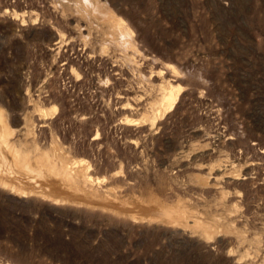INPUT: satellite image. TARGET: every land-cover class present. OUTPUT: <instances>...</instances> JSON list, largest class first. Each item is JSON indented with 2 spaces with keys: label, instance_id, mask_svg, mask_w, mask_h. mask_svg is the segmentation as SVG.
Segmentation results:
<instances>
[{
  "label": "rangeland",
  "instance_id": "rangeland-1",
  "mask_svg": "<svg viewBox=\"0 0 264 264\" xmlns=\"http://www.w3.org/2000/svg\"><path fill=\"white\" fill-rule=\"evenodd\" d=\"M72 238L264 264V0H0V264Z\"/></svg>",
  "mask_w": 264,
  "mask_h": 264
},
{
  "label": "trees",
  "instance_id": "trees-1",
  "mask_svg": "<svg viewBox=\"0 0 264 264\" xmlns=\"http://www.w3.org/2000/svg\"><path fill=\"white\" fill-rule=\"evenodd\" d=\"M76 244H79V242L75 241L73 238L67 241L63 239L60 242L53 243V245L59 249L58 250L59 253L53 255L54 258H56L57 260H60L62 264H76V259L74 258L73 255H69L67 253L64 254L66 251L65 247L73 250L75 248H78ZM51 245L52 244H50V246ZM79 260H80L79 264H102L103 263V261L98 257L97 252L93 254H90V253L83 254Z\"/></svg>",
  "mask_w": 264,
  "mask_h": 264
},
{
  "label": "bare ground",
  "instance_id": "bare-ground-1",
  "mask_svg": "<svg viewBox=\"0 0 264 264\" xmlns=\"http://www.w3.org/2000/svg\"><path fill=\"white\" fill-rule=\"evenodd\" d=\"M179 91H180V90H179ZM177 95H178V94H177ZM166 96H169V97H167V98H168V101H169V103H170V105H168L169 103L167 102V103H168L167 106H170V108L173 109V107L175 106V102H176V100H177V96H176L175 94H173V93H170L169 95H166ZM166 101H167V100H166ZM167 106H166V107H167ZM170 108H169V109H170ZM3 134H4V135H2V136H5L6 138H7L8 135H9V130H8L6 127H4V129H3ZM3 138H4V137H3ZM3 141L6 142V140H4V139H3ZM82 163H83V161H81V164H82ZM61 168H62V167H61ZM68 171H69V170H68ZM66 175H67V174H66ZM88 178L91 179L90 176H89ZM88 178H87V179H88ZM89 182H90V180H89ZM29 191H30V190H29ZM56 192H57V191H56Z\"/></svg>",
  "mask_w": 264,
  "mask_h": 264
}]
</instances>
